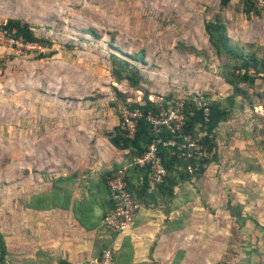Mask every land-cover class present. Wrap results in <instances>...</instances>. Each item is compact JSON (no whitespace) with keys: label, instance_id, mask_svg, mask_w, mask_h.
<instances>
[{"label":"rangeland","instance_id":"1","mask_svg":"<svg viewBox=\"0 0 264 264\" xmlns=\"http://www.w3.org/2000/svg\"><path fill=\"white\" fill-rule=\"evenodd\" d=\"M222 1L0 0V24L21 18L52 44L0 46V202L21 176L23 160L53 144L57 132L72 138L88 128L111 129L122 104L115 91L130 102L142 96L114 81L111 53L143 54V62H132L151 100L226 99L232 87L221 76L225 59L209 47L204 22L219 14L233 41L264 42V8L254 5L246 16L241 0ZM254 88L261 104L236 110L217 129L218 160L175 188L173 207L189 217L188 243L177 256L264 264V83Z\"/></svg>","mask_w":264,"mask_h":264},{"label":"crops","instance_id":"2","mask_svg":"<svg viewBox=\"0 0 264 264\" xmlns=\"http://www.w3.org/2000/svg\"><path fill=\"white\" fill-rule=\"evenodd\" d=\"M111 129L88 128L71 132L72 138L57 132L53 144L23 160L21 176L0 202L6 250L0 264H70L99 256L108 243L115 245V264H204L175 255L188 243L189 217L173 207L178 197L162 200L150 182L130 229L111 235L101 226L110 207L106 174L128 165L131 183L142 184L141 172L130 169L128 149L114 147L105 135Z\"/></svg>","mask_w":264,"mask_h":264},{"label":"trees","instance_id":"3","mask_svg":"<svg viewBox=\"0 0 264 264\" xmlns=\"http://www.w3.org/2000/svg\"><path fill=\"white\" fill-rule=\"evenodd\" d=\"M243 3V12L246 16L252 15L255 9V4L252 0H241ZM223 4L227 0L222 1ZM256 11V10H255ZM0 28L14 40L21 41L24 45L37 44L40 47H51V41L45 37L37 36L32 25L21 19L10 17L0 24ZM204 31L207 35L208 44L213 54L218 58H224L225 62L222 68L221 76L224 81L232 87V93L226 99H208L207 96L202 98L209 102L208 120L205 122L202 109H198L194 102V96L183 98L184 108V124L180 129L181 133H190L205 146L209 152V157L204 162L209 165L213 161L218 160L217 155V129L220 124L233 118L236 110H244L245 108L254 109L258 104L256 96L259 92L254 88L257 80L264 83V45L256 42H243L240 40L233 41L228 34L226 23L222 20L219 14L212 19L205 20ZM88 33L97 35L93 29H87ZM112 45V41L109 42ZM15 45V44H13ZM54 50L38 51L37 58H43L47 55H52ZM111 64V75L115 82L126 81L127 85L133 90L142 91V96L139 100L128 101L125 92L115 91L117 99H121L123 105L128 108L139 107L145 115L148 111L157 112L159 106L168 107L171 102L169 97L162 98V101L151 100L149 92L141 87L145 77L140 68L133 64V60L143 62L142 53H111L109 54ZM3 67V64H0ZM254 89V90H253ZM240 97V100H236ZM264 107V103H262ZM206 125V135L200 136ZM110 143L118 149H128V157L141 155L147 149V146L154 138V132L150 124L144 117L137 120V128L132 139L124 136V131L120 123L113 126L109 131H105ZM163 138L170 136L167 129H163L160 134ZM159 154L164 164L167 174L163 181L157 184L158 193L162 200L168 202L177 196L176 186L191 180L192 177H199L206 170L201 165L190 174L186 170V165L192 160L185 161L179 158L177 154L172 152L170 146H160ZM203 162H201L202 164ZM250 166V165H248ZM253 167L252 164L250 168ZM118 167L112 168L109 172L116 170ZM132 172H141L142 184L135 187L127 172V181L130 191L136 194L139 202L145 199L144 196L148 189L149 179L145 167L131 165ZM108 172V173H109ZM107 173V174H108ZM111 206V202H110ZM5 242L3 235L0 233V261L5 257ZM68 264V263H60ZM115 264V263H114ZM215 264H218L217 262Z\"/></svg>","mask_w":264,"mask_h":264},{"label":"built area","instance_id":"4","mask_svg":"<svg viewBox=\"0 0 264 264\" xmlns=\"http://www.w3.org/2000/svg\"><path fill=\"white\" fill-rule=\"evenodd\" d=\"M255 6L264 8V0H252ZM22 44L14 41L4 29L0 28V46ZM139 100V99H138ZM195 105L202 109L205 122L210 112L209 102L202 97L194 98ZM119 123L123 128L124 136L132 139L137 128V120L144 117L154 132V138L141 155H135L130 165L145 167L151 184L161 183L167 174L159 154L160 146H170L172 152L185 161L192 160L186 165V170L193 174L199 166L207 168L204 162L209 157L205 146L190 133H181L184 124L183 98L171 103L168 107L159 106L157 112L148 111L145 115L139 107L128 108L120 104ZM200 136L206 135V125ZM163 129L170 132V136L163 138L160 134ZM201 162H203L201 164ZM128 165L118 167L105 176V183L109 193L111 206L105 211L101 218V226L111 235H119L126 232L134 224L136 213L140 202L135 193L130 191L127 181ZM114 243H108L97 257H90L70 264H114Z\"/></svg>","mask_w":264,"mask_h":264}]
</instances>
